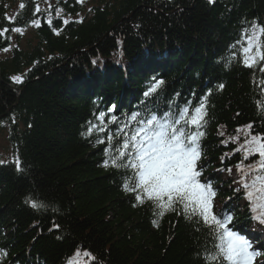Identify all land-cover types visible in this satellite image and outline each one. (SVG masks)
<instances>
[{
    "label": "trees",
    "instance_id": "16d2710c",
    "mask_svg": "<svg viewBox=\"0 0 264 264\" xmlns=\"http://www.w3.org/2000/svg\"><path fill=\"white\" fill-rule=\"evenodd\" d=\"M18 1V14L29 18L33 5ZM77 1L58 0L57 19L34 24L32 44L0 57V125L9 128L14 156L0 163V264H224L214 222L179 202L161 215L139 189L127 190L135 188L136 170L121 152L133 151L124 141L153 115L170 125L180 120L174 127L183 131L203 104L199 179L205 164L208 174L246 165L245 153L229 154L236 148L224 136L249 128L264 139V0H92L89 17H79L85 8ZM6 11L0 0V49ZM254 25L259 48L246 64L242 49ZM156 56L158 64L146 61ZM87 57L138 68L126 81L95 71L94 85L79 84L93 69ZM152 68L164 73L129 113L130 105L115 113L94 101L98 94L110 100V88L128 95ZM212 190L213 199L239 194L229 183ZM235 219L240 223L239 212Z\"/></svg>",
    "mask_w": 264,
    "mask_h": 264
},
{
    "label": "snow or ice",
    "instance_id": "6c2138e0",
    "mask_svg": "<svg viewBox=\"0 0 264 264\" xmlns=\"http://www.w3.org/2000/svg\"><path fill=\"white\" fill-rule=\"evenodd\" d=\"M20 7L23 8L24 5L21 4ZM37 11H39L38 7ZM31 22L38 26V21L33 20ZM253 27L258 26L254 25ZM13 30L16 32L22 31L20 28ZM259 31L264 33V28H260ZM252 43L253 39L250 37L249 44ZM257 47L259 48V44H257ZM244 51L247 53L250 48H245ZM260 58L264 59V53L260 54ZM252 59L254 62V58ZM13 79L19 82L20 77H13ZM161 83L163 82L158 81L150 91H154L155 87ZM182 111L184 114L188 112L187 109ZM193 111L195 115H192L188 122L200 127L204 117V105L201 104ZM99 118L102 119L103 114ZM181 118L183 119V116ZM132 119H136V116L133 115ZM178 123H180V120L174 122V124ZM174 124L170 125L167 121L162 123L157 116L153 115L143 127L131 136V142L127 139L124 141V149L127 150L131 147L133 151H123L121 156L127 155L129 157V164L126 166L136 170L135 176L137 179L135 188H127L126 185L127 190L135 191L139 189L147 199L157 204L162 210L161 215L164 214V211L172 210L173 205L179 202L183 204L186 212L189 210L194 214L198 212L206 223L215 222L218 228L223 229V234L220 236V251L225 259L231 261L232 264H252L253 258L258 253L249 251L250 245L247 241L229 231L224 227V222L213 215L215 192L210 185L202 184L198 179L201 174L197 171V161L201 156L198 140L203 133H188L187 140L190 143L186 144L185 133L176 129ZM260 140V137H253L252 141L248 143L253 145V142H255V145L249 151L259 152L262 158L260 168L264 169V143ZM133 152L135 155H133ZM115 163L113 161V164ZM105 164L107 165V161H105ZM244 187L247 188L248 185L245 184ZM248 195L251 196V193H248ZM137 200L143 203V199L139 194ZM33 206L36 207L37 205L33 203ZM261 222L264 223V220Z\"/></svg>",
    "mask_w": 264,
    "mask_h": 264
},
{
    "label": "rangeland",
    "instance_id": "374dc122",
    "mask_svg": "<svg viewBox=\"0 0 264 264\" xmlns=\"http://www.w3.org/2000/svg\"><path fill=\"white\" fill-rule=\"evenodd\" d=\"M57 2L58 0H28V6L29 8H32L34 10H37V7L40 10V18L35 19L36 21L41 20L42 18H44L46 21H50V18L52 17H56L59 15V8L57 7ZM78 3L83 4L84 8H87L89 5H92V0H79L77 1ZM5 4L7 7V11H6V17L7 20L9 22V24H11V29H9V32L6 36V46H7V50H2L1 54H7L9 53V48L12 47H18L20 46V48H25L27 46V43L31 42V39L33 38V29L32 27H27V22L26 20L21 22V20L24 18L23 15L18 14V12H14L12 11V13L9 11L11 8H14L13 10H15V8L18 5V2L16 0H5ZM89 17V15H88ZM57 18V17H56ZM15 28H20L22 29L21 32H16L13 29ZM254 29V33L248 37L247 40V47L246 48H250V51L252 49H255V47L257 46V36H258V28H253ZM255 34V35H254ZM145 36V35H143ZM140 37V36H137ZM253 39V43L250 45L249 44V38ZM245 49V48H244ZM249 52H245L244 51V56L248 57L249 56ZM86 61H89L90 66H93V64L96 62L95 57L91 58V57H87ZM81 69L82 66H81ZM102 76H106V75H102ZM101 76V77H102ZM77 83L79 84H84V82L81 79H77ZM0 127H2L4 134L0 133V163L2 165H6V163L10 162L13 163L14 161V156H13V152L10 148L9 144L7 143V137H8V133H9V128L7 127V125L5 123H2L0 125ZM18 164H20V162H18ZM235 171V170H233ZM258 228L260 229H256V231L254 232L253 236L255 234H257L259 239H264L263 235H264V224L261 225H257ZM258 239V240H259ZM250 242H255V240H250ZM264 242V240H263ZM249 251H251V249H249Z\"/></svg>",
    "mask_w": 264,
    "mask_h": 264
},
{
    "label": "bare ground",
    "instance_id": "6f19581e",
    "mask_svg": "<svg viewBox=\"0 0 264 264\" xmlns=\"http://www.w3.org/2000/svg\"><path fill=\"white\" fill-rule=\"evenodd\" d=\"M250 222L254 223L253 220H250ZM263 242V241H262ZM264 243V242H263Z\"/></svg>",
    "mask_w": 264,
    "mask_h": 264
}]
</instances>
